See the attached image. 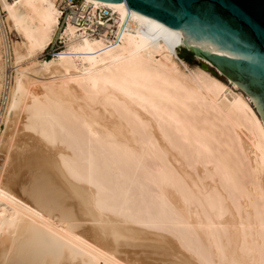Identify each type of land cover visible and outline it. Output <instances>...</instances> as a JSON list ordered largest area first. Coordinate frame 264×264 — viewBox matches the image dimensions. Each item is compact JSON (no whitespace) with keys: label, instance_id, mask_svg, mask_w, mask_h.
<instances>
[{"label":"bare ground","instance_id":"obj_1","mask_svg":"<svg viewBox=\"0 0 264 264\" xmlns=\"http://www.w3.org/2000/svg\"><path fill=\"white\" fill-rule=\"evenodd\" d=\"M58 1L1 0L30 66L0 142V264H264L258 100L191 69L161 21L101 0L85 1L116 13L119 43L68 23L66 50L35 60Z\"/></svg>","mask_w":264,"mask_h":264},{"label":"water","instance_id":"obj_2","mask_svg":"<svg viewBox=\"0 0 264 264\" xmlns=\"http://www.w3.org/2000/svg\"><path fill=\"white\" fill-rule=\"evenodd\" d=\"M101 1L161 21L180 35L204 69L227 74L264 111V0Z\"/></svg>","mask_w":264,"mask_h":264},{"label":"built area","instance_id":"obj_3","mask_svg":"<svg viewBox=\"0 0 264 264\" xmlns=\"http://www.w3.org/2000/svg\"><path fill=\"white\" fill-rule=\"evenodd\" d=\"M15 1V0H10ZM58 8L60 11V20L62 26L72 23L79 33L90 38H108L113 44L119 43V35L117 34V15L107 7L97 6L92 2L85 0H59ZM128 27L125 25L124 29ZM0 32L4 37L6 51V61H12V46L13 41L16 39L15 34L10 30L7 22V16L2 8L0 0ZM58 46V49H48L47 56L50 58L56 57L62 52L64 43L61 39L57 38L51 46ZM179 51L181 48H178ZM46 53V52H45ZM7 98L4 94L0 97V136L5 127Z\"/></svg>","mask_w":264,"mask_h":264},{"label":"rangeland","instance_id":"obj_4","mask_svg":"<svg viewBox=\"0 0 264 264\" xmlns=\"http://www.w3.org/2000/svg\"><path fill=\"white\" fill-rule=\"evenodd\" d=\"M65 26L66 25H64V26H62V24L60 25V29L58 30L59 32H58V34H57L54 42L56 41L57 38L60 39V35L59 34L61 33V31L63 30V28ZM14 34L16 36V39L14 41H17V35H16V33H14ZM80 36H82V35L80 34ZM0 37L3 38V35H2L1 32H0ZM3 40L1 39L2 50H4L5 45H6L3 42ZM51 45L47 49H49V48L50 49H53V46H51ZM54 49H58V46L57 45L54 46ZM46 50L43 51L42 53H39L38 56L35 58V60L38 58L41 61H47V62L52 61L55 57L54 58H50L49 56H47V51ZM64 50H66L65 44H64V47H63L62 51H64ZM179 54L187 62V64L189 65V67L191 69H193V70L198 69V68H201L202 69L203 68L202 66L205 65L203 63V61L200 58H197L187 47L181 48V50L179 51ZM4 56H5V50H4V54H3V60H4V62L2 64V66H1L2 68L0 69V75L2 76V80H1V83H0V97H2L4 94L6 95V98H7V107H6V114H5L6 117H5V122H4L5 127H4V130H3V132H2V134L0 136V142H1L2 136H3L4 132H5V129H6V126H7V122H8V116H9L10 108H11V105H12L13 100H14L13 93H14L15 85H16L17 70L18 69L19 70H22V69L27 68L28 66H30L28 64L29 61H25V62H22V63H16L15 57H14V54L13 53H12V61H11V63L5 61L6 58ZM207 72H209L213 77L217 78L218 80H220L223 83H225L226 85H228V87H233V84L232 83L235 82V81L234 80L233 81L230 80L227 74H225V73H219L217 70H215L213 68H210V70L207 71ZM235 83H237V82H235ZM239 90H241L242 93L247 98H249V94L246 92V89H244L243 87L240 86L239 87ZM227 95H228V98L229 99H232L233 98V94L232 93H228ZM251 103H252L253 106H255L252 101H251ZM244 161H245L246 174H247L246 183L249 184L250 181L253 180V173L251 171L250 164H249L248 160L246 159ZM24 175H25V177H24ZM26 177H27L26 170H24V169L21 170V168H20L19 178L15 181V185H16L15 186V190L16 191L19 190L17 185L20 184L22 181H24ZM18 193H20V191ZM92 223H94V222H92Z\"/></svg>","mask_w":264,"mask_h":264},{"label":"trees","instance_id":"obj_5","mask_svg":"<svg viewBox=\"0 0 264 264\" xmlns=\"http://www.w3.org/2000/svg\"><path fill=\"white\" fill-rule=\"evenodd\" d=\"M188 61V60H187Z\"/></svg>","mask_w":264,"mask_h":264}]
</instances>
